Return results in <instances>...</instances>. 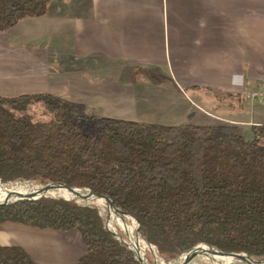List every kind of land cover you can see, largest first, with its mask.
I'll return each mask as SVG.
<instances>
[{
  "label": "trees",
  "instance_id": "obj_1",
  "mask_svg": "<svg viewBox=\"0 0 264 264\" xmlns=\"http://www.w3.org/2000/svg\"><path fill=\"white\" fill-rule=\"evenodd\" d=\"M50 1L0 0V31L45 15ZM235 97L230 108L240 109ZM224 129L74 117L47 93L0 95V179L60 182L105 195L140 222L167 262L198 243L264 258V124L251 127L249 140ZM5 222L76 230L86 247L76 264H139L104 230L95 208L24 201L0 207ZM0 264L37 263L18 246L0 245Z\"/></svg>",
  "mask_w": 264,
  "mask_h": 264
},
{
  "label": "crops",
  "instance_id": "obj_2",
  "mask_svg": "<svg viewBox=\"0 0 264 264\" xmlns=\"http://www.w3.org/2000/svg\"><path fill=\"white\" fill-rule=\"evenodd\" d=\"M255 88L260 98L244 100ZM34 93L76 116L220 126L249 139L264 124L255 116L264 109V0H51L45 15L0 31V95ZM235 96L241 108L232 110ZM43 234L54 240L43 242L45 256L77 263L84 245L71 231L5 222L0 245L33 249Z\"/></svg>",
  "mask_w": 264,
  "mask_h": 264
},
{
  "label": "water",
  "instance_id": "obj_3",
  "mask_svg": "<svg viewBox=\"0 0 264 264\" xmlns=\"http://www.w3.org/2000/svg\"><path fill=\"white\" fill-rule=\"evenodd\" d=\"M9 185L10 188L7 187ZM0 190V207L49 198L74 202L82 207L97 209L103 221L104 230L110 233L115 240L122 243L133 254L139 264H264V258L251 256L245 252L226 253L206 243H198L167 262L160 257L157 249L141 234L140 222L134 216L114 206L113 200L109 197L98 195L88 188L73 187L60 182L42 183L34 180L3 182L0 179ZM64 192L70 195H65ZM101 204L105 206V212L100 208ZM111 211L117 215H124L133 219L136 224V233L147 245V252L152 256V263L148 261L146 251L142 249L139 252L135 245L133 248L129 236L111 222ZM153 248L156 254L152 252Z\"/></svg>",
  "mask_w": 264,
  "mask_h": 264
},
{
  "label": "rangeland",
  "instance_id": "obj_4",
  "mask_svg": "<svg viewBox=\"0 0 264 264\" xmlns=\"http://www.w3.org/2000/svg\"><path fill=\"white\" fill-rule=\"evenodd\" d=\"M253 91H256V92H258L259 94H258V96L256 97V98H254V100H246V101H251V102H253V101H257L259 98H260V96H261V92H260V90H259V88H255V89H253ZM244 100H245V98H243ZM219 102L220 103H217V104H223V102H222V100H219ZM256 107V106H255ZM255 107L253 108V109H255ZM258 107V106H257ZM40 109H42V107L40 106V105H38V106H33V108H32V112L33 113H35V114H39L40 112H41V110ZM231 109V108H230ZM233 110V109H232ZM70 112H71V114L75 117L76 115H75V111L72 109H70ZM255 116L256 117H258V118H260L261 116H263L264 117V109L263 108H257V109H255ZM48 117H44V119H47ZM229 132H230V129H226L225 130V133H226V136H230V134H229ZM248 138V136L246 135V134H244L243 135V139H245V140H249V139H251L252 138V136H251V138H249V139H247ZM100 208L105 212V206L104 205H100ZM128 220V222L132 225V226H135V223L131 220V219H127ZM30 229V228H29ZM71 233H77L76 235H78L79 236V233L76 231V230H72L71 231ZM9 237V239L10 240H13L12 238H15V236L14 235H9L8 236ZM43 237H46V236H44V234H43V236H41V235H37L36 237H34V238H32L31 239V243L33 244V246L35 247V248H29V247H24L25 248V250H27V252H28V254L32 257V259L37 263V264H76V263H71V262H74L73 260H75V259H73V258H71V259H69V260H67V261H59L58 259H56V257L55 256H53V255H51L50 257H47V256H45L44 255V252H43V242H48V243H54V240H52V239H46V238H43ZM80 237V236H79ZM80 240V239H79ZM80 242H82L81 240H80ZM83 243V242H82ZM81 243V244H82ZM84 245V244H83ZM84 247H85V245H84ZM83 247V249H84V251H81L80 250V255H79V257H78V259L79 258H81L83 255H84V253H85V251H86V247L84 248ZM45 249H49V248H45ZM147 254H150L149 252H147V250H146V257H147ZM150 256H151V254H150ZM151 258H152V256H151ZM148 259V258H147ZM149 261V260H148ZM152 262H153V260H152Z\"/></svg>",
  "mask_w": 264,
  "mask_h": 264
},
{
  "label": "bare ground",
  "instance_id": "obj_5",
  "mask_svg": "<svg viewBox=\"0 0 264 264\" xmlns=\"http://www.w3.org/2000/svg\"><path fill=\"white\" fill-rule=\"evenodd\" d=\"M10 188L11 186H7ZM1 191V190H0ZM65 195H70L69 193H63ZM103 205V204H101ZM110 218L111 222L114 223V225L119 228L121 231H123L127 236H129V240L131 242L132 247L134 248V245L136 248H138L139 252L142 249L144 251L148 250L147 245L145 242L141 239V237L136 233V224L135 226H132L127 219H131L130 217L124 216V215H117L115 212L111 211L110 212ZM133 221V219H131ZM134 222V221H133ZM135 223V222H134ZM152 252L154 254L155 250L153 248Z\"/></svg>",
  "mask_w": 264,
  "mask_h": 264
},
{
  "label": "built area",
  "instance_id": "obj_6",
  "mask_svg": "<svg viewBox=\"0 0 264 264\" xmlns=\"http://www.w3.org/2000/svg\"><path fill=\"white\" fill-rule=\"evenodd\" d=\"M258 92L256 91H253V90H250V91H247L245 94H244V98L246 100H254V98H256L258 96Z\"/></svg>",
  "mask_w": 264,
  "mask_h": 264
}]
</instances>
